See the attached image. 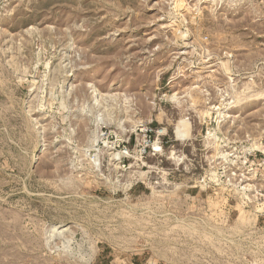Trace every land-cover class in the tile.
Wrapping results in <instances>:
<instances>
[{"label":"rangeland","instance_id":"obj_1","mask_svg":"<svg viewBox=\"0 0 264 264\" xmlns=\"http://www.w3.org/2000/svg\"><path fill=\"white\" fill-rule=\"evenodd\" d=\"M0 264H264V0H0Z\"/></svg>","mask_w":264,"mask_h":264}]
</instances>
